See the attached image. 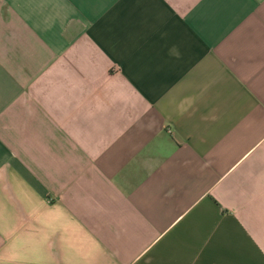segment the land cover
<instances>
[{"label":"crops","instance_id":"crops-1","mask_svg":"<svg viewBox=\"0 0 264 264\" xmlns=\"http://www.w3.org/2000/svg\"><path fill=\"white\" fill-rule=\"evenodd\" d=\"M0 264H264V0H0Z\"/></svg>","mask_w":264,"mask_h":264}]
</instances>
